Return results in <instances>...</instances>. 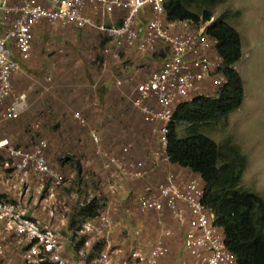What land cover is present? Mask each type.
Returning a JSON list of instances; mask_svg holds the SVG:
<instances>
[{
  "label": "built area",
  "instance_id": "built-area-1",
  "mask_svg": "<svg viewBox=\"0 0 264 264\" xmlns=\"http://www.w3.org/2000/svg\"><path fill=\"white\" fill-rule=\"evenodd\" d=\"M45 23L98 31L107 39L105 53L115 59L127 49L143 57H164L162 65L137 84L131 101L153 125L159 144L154 153L168 161L169 125L176 109L198 97H216L227 82L218 41L208 32L211 22L169 20L165 0H0V126L20 120L27 110V94L16 93L13 75L32 58L35 31ZM75 118L81 120L80 114ZM92 136L98 143L99 136ZM47 149L46 140L29 148L0 140V150L13 160L7 177L12 199L0 200L1 257L6 258L9 246L20 253L22 264H161L178 222L185 231L183 255L176 264H237L214 211L204 202L202 179L174 171L137 198L139 216L152 223L150 231L157 234L149 249L136 239L124 251L115 248V229L124 224L109 212L87 220L78 231L69 230L70 236L64 217L66 180ZM131 149L129 144L121 155L106 159L112 170L107 190L115 198L127 181L147 174L142 163L126 158ZM33 209L49 222L29 215ZM100 243L103 248L94 252Z\"/></svg>",
  "mask_w": 264,
  "mask_h": 264
},
{
  "label": "rangeland",
  "instance_id": "rangeland-1",
  "mask_svg": "<svg viewBox=\"0 0 264 264\" xmlns=\"http://www.w3.org/2000/svg\"><path fill=\"white\" fill-rule=\"evenodd\" d=\"M213 14L211 23L225 18L241 35L243 56L235 68L244 81L245 100L227 120L205 125L200 132L220 147L221 164L231 148L246 158L240 187L264 200V0H226L213 8ZM34 44L32 69L15 88L16 93H22L33 84L27 95V110L19 121L0 126V140L8 139L21 148L47 141L48 157L66 180L64 200H68V212L64 217L79 220V208L92 200L97 201L101 213L122 216L124 210L114 211L119 199L107 190L112 175L106 167L107 157L121 155L124 147L134 144L138 134L143 136V145L140 152H135L133 146L128 160H150V150L153 157L159 150L153 125L131 101L141 81L128 80L132 71L143 65L106 54L98 31L88 33L45 23L38 27ZM48 74L52 79L46 82ZM119 82L125 83L118 87ZM76 114L81 120L75 118ZM134 121L138 123L133 125ZM188 126L179 125V138L187 136ZM93 132L99 136L98 143ZM162 155L159 152L158 157ZM7 162L9 158L0 150V195L8 193ZM182 239L183 233L178 232L162 264H176L174 255ZM0 264H22L21 255L9 249Z\"/></svg>",
  "mask_w": 264,
  "mask_h": 264
},
{
  "label": "trees",
  "instance_id": "trees-1",
  "mask_svg": "<svg viewBox=\"0 0 264 264\" xmlns=\"http://www.w3.org/2000/svg\"><path fill=\"white\" fill-rule=\"evenodd\" d=\"M224 2L226 0H165V9L169 20L190 19L197 23H206L214 16L213 8ZM208 32L218 41L217 49L225 61L224 75L227 82L216 97H198L182 103L176 109L169 125L166 153L171 164L177 165L180 170L187 169L183 174L174 172L202 179L205 185L204 202L214 211L216 225L222 229L226 246L235 255L237 264H264V200L240 187L247 160L237 149L231 148L228 149L227 160L221 164L220 147L200 132L201 127L205 125L227 120L244 103V81L235 68V64L243 56L241 35L225 22V18L213 21L208 27ZM101 36L103 46L106 47L107 39L102 34ZM124 55L122 50L120 57L125 59ZM159 56L156 53L146 59ZM181 123L189 125L185 138L178 137V127ZM9 160L6 169L8 174L13 165V160ZM7 190L6 195H0V200L12 199L8 186ZM138 196H133L130 201ZM100 214L96 200L84 203L79 208V220L69 217L70 230L78 231L84 222L95 220ZM102 248L103 244L100 243L94 248V252ZM8 251L9 247L6 253Z\"/></svg>",
  "mask_w": 264,
  "mask_h": 264
},
{
  "label": "crops",
  "instance_id": "crops-1",
  "mask_svg": "<svg viewBox=\"0 0 264 264\" xmlns=\"http://www.w3.org/2000/svg\"><path fill=\"white\" fill-rule=\"evenodd\" d=\"M72 30H76L73 27H68ZM38 29V28H37ZM37 29L35 31V35L37 32ZM81 31V30H77ZM242 40V38H241ZM35 45V44H34ZM35 47V46H34ZM125 53V59L132 60L136 63H141L143 67L138 68L137 70H133V74L131 75L130 79L128 81H133L136 77L137 79H140V81L146 80L151 72L154 70L158 69L164 60L163 56L159 57H148L150 59H146V57L141 56L139 54L134 53V51L131 50H124ZM34 54L35 52L33 51V56L32 58L24 65L23 71L20 73H15L13 75V83L14 87H19L18 80L28 74L27 71L29 69H32L33 66V59H34ZM236 66V65H235ZM237 70V69H236ZM24 72V73H23ZM52 79V75L48 74V77H46V82L50 81ZM125 82H119L118 87L121 86ZM18 84V86H16ZM139 84V83H138ZM35 87V86H34ZM17 89V88H16ZM33 90V84H29V86L25 89L22 90V93L27 94L28 96L30 95L31 91ZM111 118V117H109ZM138 122L134 121L133 125L137 124ZM144 123V122H143ZM132 124V122H131ZM129 123V125H131ZM145 124V123H144ZM106 127L103 128L101 131L104 133L106 131ZM131 129V128H129ZM96 132V131H95ZM143 142V136L141 134H138V139H135L134 144H132V147L134 146V151H139L140 152V146H142ZM151 153V159L146 160V159H131L135 160L137 162H140L143 164L144 170L146 169L147 174L146 176L141 179V180H130L127 181L126 184L124 185V190L122 193L118 194L116 197L118 200L117 206H115V210H124L122 216L116 217L114 214L112 215L115 219H117L120 223H123L124 225H118L115 229L114 236L112 239V242L114 243V247L118 248L120 251H124V249H127L128 245L133 241V240H138L142 242V245H144V248L149 249L151 245L153 244V240L157 237V234L154 232L150 231L151 227H154L152 223H148L146 219H142V217L139 216L138 211H137V198L133 199L131 202L130 199L135 196V195H140L142 194L146 187L151 186V185H156L158 183H161L165 180L167 174L170 171H177L180 172L181 174L184 173V171H187V169L180 170V168L177 165L171 164L168 160L165 159V156L162 155L161 158L158 156L153 157V151L150 150ZM133 155L132 150L128 154V158H131ZM131 205H134L133 207ZM29 215L38 217H42L44 220L49 222L48 219H46L44 214H40L39 212L32 211L29 212ZM68 216L67 222H66V229L68 230V234H70V221ZM176 226V231L177 233L182 232L184 234L185 227L181 226L178 222H175ZM126 236V237H125ZM173 239H167V242L169 244V247L172 248ZM9 247V246H8ZM169 248V249H170ZM10 251H14L11 247H9ZM178 253V254H177ZM183 255V248L182 244L181 247H179L178 252L174 255V261L178 263ZM164 263V261H162ZM161 262V264H162Z\"/></svg>",
  "mask_w": 264,
  "mask_h": 264
}]
</instances>
